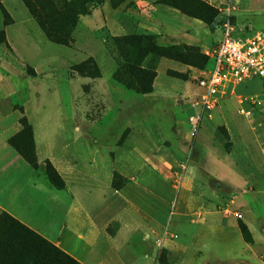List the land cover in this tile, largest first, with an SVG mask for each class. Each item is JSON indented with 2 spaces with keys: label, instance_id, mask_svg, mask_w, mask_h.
<instances>
[{
  "label": "rangeland",
  "instance_id": "obj_1",
  "mask_svg": "<svg viewBox=\"0 0 264 264\" xmlns=\"http://www.w3.org/2000/svg\"><path fill=\"white\" fill-rule=\"evenodd\" d=\"M38 1L44 9L40 14L43 25L69 43L48 39L38 51L22 35L21 52L28 53L24 72L37 78L32 63L52 54L50 68L96 75L106 81L108 91L83 86L87 108L82 121L65 124L66 140L56 136L61 126L55 119L59 107L45 108L54 117L45 124L37 122L41 108L36 100L27 105L26 89L0 93V215L7 213L24 224L33 215L28 220L30 228L69 254L59 244V228L65 224L71 197L64 186L51 181L50 175L60 184L52 162L37 161L34 121L38 137L52 133L53 155L102 180L119 173L127 178L124 186H132L127 193L131 201L128 221L110 220L93 237L90 248L88 236L80 231L78 242L88 250L83 249L82 259L74 257L78 261L101 264L108 252L113 255L112 247L124 264H264V174L252 165L264 156V92L255 80L230 85L212 110L201 109L196 97V80L210 65L209 55L221 36L219 27L228 21L245 35L264 30V0H143L147 3L139 8L132 0H81L60 13H55L51 0ZM71 1L57 0L58 9ZM150 3L153 7L147 8ZM94 8H101L102 18L118 22L126 38L112 35L104 24L88 28L80 17L90 15ZM158 14L184 15L192 24L159 26L152 23ZM3 38L0 35V42ZM47 65L45 60L40 70ZM157 73L155 81L162 83L164 91L176 90L167 95L172 100L167 105L158 103L164 108L159 114L145 99L148 92H142L152 87ZM11 82L0 67V88ZM50 84L57 83L52 80ZM187 107L193 108L189 116L181 114ZM155 115L160 119L153 133L160 154L148 146L136 126H153ZM182 126L186 131L183 143L191 145L199 135L206 140L198 161L202 154L217 156V164L207 170L212 178L187 171L184 144L177 146L173 138ZM238 137L246 161L232 150ZM180 151L181 158H169ZM147 194L156 196L158 204L154 206ZM38 207L47 210L36 215ZM151 215L159 221L153 224ZM128 222L138 223L135 232Z\"/></svg>",
  "mask_w": 264,
  "mask_h": 264
},
{
  "label": "crops",
  "instance_id": "obj_2",
  "mask_svg": "<svg viewBox=\"0 0 264 264\" xmlns=\"http://www.w3.org/2000/svg\"><path fill=\"white\" fill-rule=\"evenodd\" d=\"M132 1L138 8L147 3L143 0ZM2 5L7 11L10 20L7 23L4 21V16L0 9V31H3L4 34V38L0 42V64L3 66L2 67L0 65V67L6 71V77L11 78L14 82L1 87L0 93L6 91L18 92L19 90L26 89L27 92H29L27 105L33 102L34 99L36 100V104H38L41 108V118H39L37 122L45 124H48L54 119L50 111L45 110V108L51 109L53 107H59L61 110L58 112L55 119L61 126L58 127L56 136L57 139L62 137L63 140H66L68 134L65 131V124H70L74 121H82V115L85 111L84 109L87 108L86 98L82 92L83 86L90 84L92 86V90L94 89L96 92L106 93L108 91L106 81L101 79V77L92 78L82 74L72 75L68 68H50L51 66H49V64H51L53 60L52 54H49L50 56L47 58H38V60L32 63V67L37 73V78L34 76H28V74L24 72L28 63V53L24 51L25 53L23 52L22 54V47L20 48V37L22 35H26L30 40L32 48L38 51L42 50L43 47L48 44L49 40L34 18L30 16L28 9L22 0H2ZM146 6L147 8L153 7V4L150 3ZM142 9L144 10L146 8ZM101 13V8H94L90 15L82 16L80 17V20L87 24L90 29L92 26L104 24L110 30L112 35L118 36L126 34V30L118 22L108 16L102 18ZM184 22L192 24V21L184 15L176 17L158 14L155 19L152 20V23L158 24L159 26L168 25L172 27L182 26V23L184 24ZM150 29L154 28L150 27ZM45 60L48 65L46 68L42 69L45 64ZM40 66H42L41 70ZM172 66L179 68L177 65ZM157 76L158 73L152 83V91L148 92L144 96L150 103L149 105L152 111L159 114L161 112L160 110L164 108H160L158 103L165 101L167 105L172 101L170 98H167V95L175 93L176 90L164 91L162 83L155 81ZM52 80H54L57 84L51 85L50 82ZM45 81L47 84H45ZM171 82L177 81H172L171 79ZM222 100L223 99L220 101ZM192 110V107H187L184 109V113L182 112L181 114L189 116ZM154 117L152 118L153 126L151 127L146 125H135L146 140L148 146L159 153L160 145L153 133L157 129L156 122L160 119L157 118L156 115ZM32 123L36 149L35 153L38 163L45 159L52 162L64 181V188L71 197L70 204L67 209L65 224H62V227L59 228V234L61 237L59 244L71 256L77 258L78 260L82 259V251L87 247H85L86 245H80L78 242V233L81 231L88 236L86 244L89 246L96 233L99 234L104 231L105 226L110 220H124V222L122 221V224H125L126 221H128V216L130 215L129 204L131 203L127 193L131 191L132 186L126 185L119 190H116L110 186L111 179H99L75 165H72L61 155H53V149L51 148L52 133L44 132L45 134L42 137H38L34 121ZM182 124L184 123L181 122V125ZM182 129L183 126L180 128L179 133L176 132L173 135V138L178 140L176 142L177 146L178 144H184L183 152L187 154L188 160L186 167L187 171L190 172L192 176H197L198 174L201 176L202 174H208L207 176L211 177V175L207 173V170H211V167L217 164V156L211 153H207L205 155L202 154L200 161H198V156L200 155L199 152L206 140H204L203 135H199L196 140L192 141L191 145L185 144L181 138L184 134H186V131H183ZM190 129L191 128H187L185 130ZM76 135L80 136L81 132L76 133ZM240 143L241 140L238 137V140H235L233 143L232 150L238 157L240 156L239 154L242 155V161H246L247 155H244V152L242 153V151H239ZM183 152L180 151V153L170 154L169 158L172 161H176L178 158H181ZM260 161L261 162L252 164L253 169H256V166H258L257 168L264 174V164H261L262 162L264 163V156ZM212 171H214V168ZM234 182H236V180ZM36 188L43 192L41 184L37 183ZM148 195L150 196L149 200L154 202V206L158 204V198H156V196L147 194V196ZM202 198L203 197L201 195V199ZM46 210L47 209H45V207H38L36 209V215L43 213ZM32 216L33 215L27 217V219L29 220ZM151 216L153 217V219H151L153 224L159 221V219L156 218V215ZM28 220L24 221L25 224L28 227H32ZM128 226L134 232L136 231V228L139 227L138 223L132 224L129 222ZM132 230L131 232H133ZM126 246H128L127 242ZM110 252H112L113 255H110L108 252L105 256V262H102L101 264H124L123 261L120 260V256L116 254L112 247L110 248Z\"/></svg>",
  "mask_w": 264,
  "mask_h": 264
},
{
  "label": "built area",
  "instance_id": "obj_3",
  "mask_svg": "<svg viewBox=\"0 0 264 264\" xmlns=\"http://www.w3.org/2000/svg\"><path fill=\"white\" fill-rule=\"evenodd\" d=\"M219 31L209 55L211 66L196 80L203 110L215 108L230 85L255 80L264 92V30L245 35L225 21Z\"/></svg>",
  "mask_w": 264,
  "mask_h": 264
},
{
  "label": "trees",
  "instance_id": "obj_4",
  "mask_svg": "<svg viewBox=\"0 0 264 264\" xmlns=\"http://www.w3.org/2000/svg\"><path fill=\"white\" fill-rule=\"evenodd\" d=\"M28 9L31 17L37 22L46 37L56 43L68 45V40L62 35L51 34L47 28L43 25L40 14L43 12V7L38 0H22ZM55 13L62 11H70L72 6H77V3L81 0H73L66 3L62 8L58 9L57 0H51ZM0 9L4 16V21L7 23L9 15L2 5L0 0ZM83 10H80L81 13ZM76 14V12H75ZM68 34V33H67ZM66 34V35H67ZM0 35H3V31H0ZM126 38V36H122ZM209 67L211 61L209 59ZM208 67V68H209ZM76 69L81 73L79 65H76ZM167 75L173 76L170 71L166 72ZM156 76V74H155ZM154 76V77H155ZM96 77V75L92 76ZM150 89L142 90V92H150ZM22 127H25V122L21 123ZM30 128V126H29ZM47 162L48 159H46ZM57 174L56 170H54ZM60 179V184H57L55 178L50 175L51 181L57 187H63L64 182L60 175L57 174ZM127 183V178L119 173L113 172L110 186L116 190H119ZM0 264H83L74 257L62 251L56 244L48 241L46 238L32 230L30 227L14 218L13 216L2 213L0 215Z\"/></svg>",
  "mask_w": 264,
  "mask_h": 264
}]
</instances>
